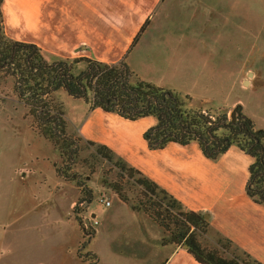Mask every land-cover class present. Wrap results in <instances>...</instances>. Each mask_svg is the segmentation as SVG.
<instances>
[{
    "label": "rangeland",
    "instance_id": "rangeland-1",
    "mask_svg": "<svg viewBox=\"0 0 264 264\" xmlns=\"http://www.w3.org/2000/svg\"><path fill=\"white\" fill-rule=\"evenodd\" d=\"M65 1L60 0V10L47 13L46 18H52L50 23L54 26L59 24L63 8L66 11L69 5V9L78 6L73 5V0ZM87 1L91 3L88 4L90 11H84L85 14L81 11L82 16L91 18V24L83 29V36L89 41L87 46L80 47L75 57L68 58L54 52L58 47L63 49L62 46L55 44L49 47V52L41 48L47 60H71L80 54L113 61L121 60L127 53L125 61L137 76L189 95L191 101L187 106L190 108L214 116L226 111L231 120L232 109L239 105L254 128L264 131V0ZM146 19L145 30L131 48L133 38ZM44 29L42 34L59 39L64 38L67 31L59 28V35L54 27ZM45 43L47 45V41ZM50 101L61 106L66 135L78 141L80 151L70 169V161L60 155L50 140L37 133L29 108L18 96L15 77L0 71V262H11L4 253L1 235L5 229H22L29 221H13L14 218L39 206L31 227L42 230L57 227L56 221L51 224L45 212L49 211L54 217L58 213L61 228L81 230L77 249L81 261L79 254H85L93 242L94 229L103 227L104 231L96 238L94 246L91 245L100 256L99 263L95 264H162L158 262L166 258L169 250L160 247L176 245L168 242L170 231L152 217L159 212L157 206L133 179L119 171L113 162L98 156L95 146H89L86 144L89 141L80 136L78 128L88 113L83 100L73 99L59 90L50 95ZM116 159L120 158L114 154L113 160ZM115 189L125 201L120 200ZM101 197L109 202V207L100 201ZM165 217L169 229H174L171 213L164 212L162 218ZM206 220L209 221V216ZM138 228L144 235L154 230L161 250H157L158 253L151 250L146 259L112 257L109 245H122L130 239V243L133 242L140 233ZM209 228L210 222L207 233L198 237L201 245L208 249L216 247L220 239ZM65 252L67 250L60 249L62 256ZM23 253H39V247L30 246ZM70 254L63 256L66 262L72 259ZM86 254L91 255L88 259L93 263L95 254L91 251ZM42 264L53 263L45 260Z\"/></svg>",
    "mask_w": 264,
    "mask_h": 264
},
{
    "label": "trees",
    "instance_id": "trees-1",
    "mask_svg": "<svg viewBox=\"0 0 264 264\" xmlns=\"http://www.w3.org/2000/svg\"><path fill=\"white\" fill-rule=\"evenodd\" d=\"M2 2L0 0V71L15 77L18 96L29 108L37 133L50 140L61 152L60 155L70 161L69 169L78 158L80 148L78 141L66 135L61 106L50 101V95L59 90L73 99L83 100L88 112L101 109L129 121L152 117L155 124L143 133V140L151 151L162 150L170 143L183 147L195 143L206 159L216 161L231 146H236L253 159L248 167L245 193L252 202L264 206V131L254 128L253 122L242 114L240 106L236 108L234 121L228 119L226 111L214 116L201 109L190 108L187 106V102L191 101L189 95H181L137 76L125 61L127 53L114 63L88 57L49 61L37 45L6 36ZM147 24L148 19L140 26L131 48L136 45ZM86 144L95 146L98 156L113 162L119 171L142 188L144 195L153 201L159 211L152 217L170 231L168 242L185 246L195 262L262 264L223 237H220L216 247H203L198 237L207 233L209 221L202 213L187 210L181 202L122 159L114 161V153L107 147L91 142ZM115 191L120 200L125 201L120 191ZM164 212L171 213L174 229H169L166 217L162 218ZM226 254L229 256H224ZM89 256L79 254L84 262L97 263L95 255L93 263L89 261Z\"/></svg>",
    "mask_w": 264,
    "mask_h": 264
},
{
    "label": "crops",
    "instance_id": "crops-1",
    "mask_svg": "<svg viewBox=\"0 0 264 264\" xmlns=\"http://www.w3.org/2000/svg\"><path fill=\"white\" fill-rule=\"evenodd\" d=\"M59 2L60 0H3L1 11L5 34L16 41L36 44L48 52L56 44L63 47V49L60 47L55 49L57 55L63 58L75 57V54L80 52L78 49L89 42L83 36V29L85 30L87 24H91V18L90 15L82 16L81 11L83 13L90 11L91 7L88 4L91 3L87 0H77V2L73 0V5L78 6L69 9L71 8L69 5L66 11L63 8L59 24L54 26L53 22L50 23L52 18L46 17L50 11L60 10ZM49 27L56 28L59 35H61L59 28H66L65 37L59 39L58 36L41 33L42 29ZM54 38H58V43ZM77 56L87 57L80 54ZM88 58L96 59L93 56ZM128 62L130 64L129 60ZM154 124L155 120L152 117L129 121L116 114L95 109L86 114L78 128V133L86 141L107 147L129 166L140 171L181 202L187 210L209 216V231L212 234L232 241L241 251H245L264 264V206L252 202L245 193L248 167L253 159L236 146H231L216 161L206 159L195 143L185 147L170 143L162 150L151 151L143 140V133ZM37 210H40L39 206H33L29 211H24L22 215L14 218L13 221H29L24 223L22 229H5L1 235L4 237L3 246L6 249L4 253L11 262L6 260L0 264H42L45 260L53 264H86L79 260L77 255L78 243L82 236L81 230L66 226L61 228L59 214L56 213L54 217L49 211L45 212L47 219L52 221L51 224H55L56 221L57 227H48L49 229L46 230L31 227L33 224L31 221L38 216V213H35ZM102 228L94 229L92 246L99 234L104 231ZM132 229L135 231L134 227ZM105 230L108 229L105 227ZM138 232L141 233L140 236L137 233L131 243V239L125 240L126 243L122 245L111 243L108 250L112 257L146 259L151 250H161L158 249L161 245L154 230L147 231L144 235L138 228ZM91 245L87 247L85 253L88 251L94 253L99 263L100 256ZM30 246L39 247V253H23ZM44 247L47 249L45 250ZM61 248L67 250L63 256L68 257L71 253L72 259L66 262L60 253ZM160 248H167L169 251L166 258L160 259L158 263L198 264L184 247L164 244ZM135 253L140 254L137 256ZM25 260L29 262H23Z\"/></svg>",
    "mask_w": 264,
    "mask_h": 264
},
{
    "label": "water",
    "instance_id": "water-1",
    "mask_svg": "<svg viewBox=\"0 0 264 264\" xmlns=\"http://www.w3.org/2000/svg\"><path fill=\"white\" fill-rule=\"evenodd\" d=\"M81 48H84V47H81ZM244 84H245V85H247V84H248V82H247V81H245V82H244ZM238 106H239V105H238ZM236 108H237V107H235L234 109H232V112H231V117H230V118H231V121H234V120H235V113H236ZM204 217H205V218H207V216H204ZM184 248H186V247L184 246Z\"/></svg>",
    "mask_w": 264,
    "mask_h": 264
},
{
    "label": "built area",
    "instance_id": "built-area-1",
    "mask_svg": "<svg viewBox=\"0 0 264 264\" xmlns=\"http://www.w3.org/2000/svg\"><path fill=\"white\" fill-rule=\"evenodd\" d=\"M100 201L103 202L106 206H109V202L105 201L103 197H101Z\"/></svg>",
    "mask_w": 264,
    "mask_h": 264
},
{
    "label": "flooded vegetation",
    "instance_id": "flooded-vegetation-1",
    "mask_svg": "<svg viewBox=\"0 0 264 264\" xmlns=\"http://www.w3.org/2000/svg\"><path fill=\"white\" fill-rule=\"evenodd\" d=\"M144 23V22H143Z\"/></svg>",
    "mask_w": 264,
    "mask_h": 264
}]
</instances>
